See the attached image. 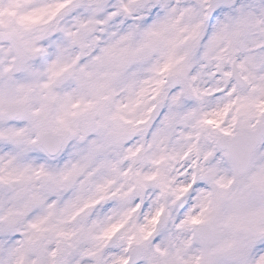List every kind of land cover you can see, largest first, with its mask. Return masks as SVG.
<instances>
[{
    "label": "clouds",
    "instance_id": "clouds-1",
    "mask_svg": "<svg viewBox=\"0 0 264 264\" xmlns=\"http://www.w3.org/2000/svg\"><path fill=\"white\" fill-rule=\"evenodd\" d=\"M0 264H264V0H0Z\"/></svg>",
    "mask_w": 264,
    "mask_h": 264
}]
</instances>
